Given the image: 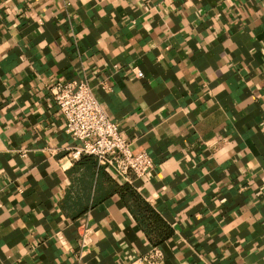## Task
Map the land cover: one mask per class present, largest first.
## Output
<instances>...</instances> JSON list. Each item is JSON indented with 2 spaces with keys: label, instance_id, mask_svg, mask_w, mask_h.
I'll use <instances>...</instances> for the list:
<instances>
[{
  "label": "crops",
  "instance_id": "0c3cea01",
  "mask_svg": "<svg viewBox=\"0 0 264 264\" xmlns=\"http://www.w3.org/2000/svg\"><path fill=\"white\" fill-rule=\"evenodd\" d=\"M78 80L144 177L71 158L48 85ZM154 248L146 264H264V0H0V264Z\"/></svg>",
  "mask_w": 264,
  "mask_h": 264
},
{
  "label": "built area",
  "instance_id": "2783aa9c",
  "mask_svg": "<svg viewBox=\"0 0 264 264\" xmlns=\"http://www.w3.org/2000/svg\"><path fill=\"white\" fill-rule=\"evenodd\" d=\"M141 78L140 71H134ZM50 98L64 119L65 132L79 143L71 150V158L93 157L97 165L112 169L117 177L125 179L128 174L144 177L151 169L152 162L144 152H134L117 125L111 122L84 80L54 82L48 85ZM89 229L81 224L78 239L81 246L89 241ZM158 252L154 249L146 257H140L131 264L150 263Z\"/></svg>",
  "mask_w": 264,
  "mask_h": 264
}]
</instances>
